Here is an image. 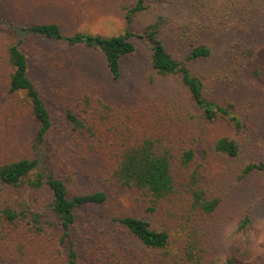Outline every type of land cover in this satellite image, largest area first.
<instances>
[{
	"label": "rangeland",
	"instance_id": "rangeland-1",
	"mask_svg": "<svg viewBox=\"0 0 264 264\" xmlns=\"http://www.w3.org/2000/svg\"><path fill=\"white\" fill-rule=\"evenodd\" d=\"M134 2L0 0V21L8 27V34L0 33V52L5 41L18 44L28 58V77L52 121L45 149L35 150L37 123L23 96L9 92L8 69L0 66V165L37 158L39 170L62 177L72 194L106 193L103 204L76 212L70 234L77 264H188L179 256L187 240L198 241L200 264H229V260L231 264H264V172L238 178L246 164L258 163L264 155V0H147L150 10L139 15L132 27L141 31L160 15L159 38L182 61L190 46L210 47L209 58L190 61L187 66L202 81L206 98L234 105L240 128L220 119L206 122L190 106L178 79L163 78L152 70L145 41L138 40L136 50L121 60L120 76L114 80L98 51L68 46L21 28L55 23L67 36H114L125 28L121 7ZM87 97L90 105L84 106ZM96 97L123 110L125 118L136 116L145 123L158 120L170 135L176 132L182 148L195 150L202 187L209 197L219 198L217 208L201 214L176 201L151 211L142 193L105 187L108 132L104 129L92 138L85 129L74 130L66 119L68 111L81 119L85 109L97 117L93 112ZM221 137L236 143V157L215 151ZM51 202L46 186L29 191L0 183V264H66L68 245L61 247L57 236L50 235V225L57 223L49 211ZM6 207L38 213L44 232L32 235L24 226L14 227L2 215ZM123 216L167 230L170 245L162 250L142 246L113 221ZM20 222L31 226L28 218Z\"/></svg>",
	"mask_w": 264,
	"mask_h": 264
},
{
	"label": "trees",
	"instance_id": "trees-1",
	"mask_svg": "<svg viewBox=\"0 0 264 264\" xmlns=\"http://www.w3.org/2000/svg\"><path fill=\"white\" fill-rule=\"evenodd\" d=\"M149 10L147 0H135L133 5L122 6L124 31L122 34L109 37L88 33L67 36L55 23H37L21 28L32 35L62 42L68 46H85L98 51L104 57L108 72L114 80L120 76L121 60L136 50L138 40L145 41L149 44V62L152 70L163 78L178 79L186 91L190 106L199 111L206 122L213 123L220 119L235 128H240L241 123L234 105L228 103L222 105L206 98L203 94L202 81L192 75L187 66L190 61L209 58L210 47L204 44L190 46L187 58L184 61L177 59L159 38L163 26L160 15L143 30L132 29L134 20ZM7 30L8 27L0 21V33L6 34ZM0 66L8 69L9 92L23 96L27 110L37 123L34 149H45L44 142L52 128V121L38 89L28 77V58L18 44L8 40L4 42V49L0 52ZM253 74L257 76L256 71H253ZM90 101L88 97L83 100L84 106H89ZM93 112L97 117H93L85 109L82 118L78 119L72 111H68L66 119L74 130L85 129L92 138H98L104 129L108 132L106 147L110 150L109 168L102 180L105 187L116 191L142 193L147 198L151 211L176 201L184 202L192 212L201 214H210L217 208L219 198L209 197L202 187L203 176L200 165L195 163V150L182 148L180 136L176 132L170 135V130L158 120L145 123L136 116L125 118L123 110L106 104L99 97L95 98ZM214 149L217 153L229 157H236L238 154L236 143L227 137L219 138ZM39 167L37 158L2 164L0 183L29 191H38L46 186L51 191L52 202L49 211L57 223L50 225L52 227L50 235L57 236L61 247L68 245L65 254L66 264H77L78 254L70 234L76 223V212L85 206L103 204L107 195L102 190L80 195L72 194L62 177L54 174L45 175ZM254 172H264V155L258 163L246 164L238 178H245ZM2 215L14 224V227L24 226L27 232L33 233L32 235L44 232L41 216L34 211L26 209L17 212L6 207ZM20 218V221L28 218L31 226L26 227V223L19 221ZM113 221L120 224L146 248L162 250L170 245L171 236L167 230L151 228L141 218L123 216L114 218ZM247 221L246 218L244 222ZM201 251L197 240H187L181 248L180 260L188 264H200ZM228 262L231 264L230 260Z\"/></svg>",
	"mask_w": 264,
	"mask_h": 264
}]
</instances>
